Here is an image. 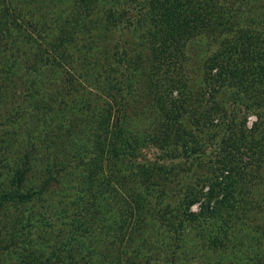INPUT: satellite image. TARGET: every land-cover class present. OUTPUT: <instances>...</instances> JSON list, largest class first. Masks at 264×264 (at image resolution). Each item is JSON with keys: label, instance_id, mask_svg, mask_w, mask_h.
<instances>
[{"label": "trees", "instance_id": "16d2710c", "mask_svg": "<svg viewBox=\"0 0 264 264\" xmlns=\"http://www.w3.org/2000/svg\"><path fill=\"white\" fill-rule=\"evenodd\" d=\"M259 2L264 0H0V80L6 81L0 86L22 98L10 108L12 121L18 127L34 121L26 134L46 154L45 187L59 185L50 193L60 202L75 198L77 223L100 224L94 238L76 244L79 260L70 237L64 255H48L45 243L27 236L22 246L32 255L23 264H175L162 250L161 240L171 235L167 226L175 232L200 220L209 231L205 245L220 249L237 205L249 202L235 196L247 187L240 179L264 162V127L246 124L247 115L264 118ZM77 5L71 11L80 16H68L66 7ZM17 9L29 17L21 19ZM195 54L200 64H194ZM154 145L162 149L161 159L189 162L183 176L172 163L141 157ZM23 155L27 164H16L10 176L15 188L0 193V212L7 202L28 203L42 194L24 189L33 164L31 153ZM36 159L34 164L42 162ZM260 179L253 196L264 200V175ZM173 184L180 195L176 216L167 214ZM196 203L199 210H191ZM263 216L264 208L248 217ZM157 217L167 225L157 226ZM124 225L130 226L126 238ZM115 232L119 238L107 251L105 239ZM146 232L157 248L144 249ZM2 236L0 223V253L8 248L1 246ZM173 247L171 256L181 260L183 253ZM227 252L224 264L245 259Z\"/></svg>", "mask_w": 264, "mask_h": 264}, {"label": "rangeland", "instance_id": "374dc122", "mask_svg": "<svg viewBox=\"0 0 264 264\" xmlns=\"http://www.w3.org/2000/svg\"><path fill=\"white\" fill-rule=\"evenodd\" d=\"M263 4V2H259L260 9L262 8ZM76 7H78V5L75 7H66V14L68 13V16L74 15L75 17H79L80 15L75 14L74 10L71 11L72 8ZM18 9L15 10V14H17L21 19L29 17V15L26 17V15ZM255 10L257 11L259 8L256 7ZM238 13L240 12L238 11ZM72 25L75 26L73 23ZM251 28L254 31H261L260 27L257 26H251ZM114 35L115 40L116 34H113L111 37ZM201 59L202 57H199L195 54L194 64H200ZM1 82L6 81L0 80V83ZM17 94L18 91L11 87L6 85L0 86V193L2 190L9 191L15 188L16 183L10 181V176H12V172L15 169L14 166L16 164L20 165V167H22L24 164H27L23 155L26 152L31 153V158L29 159L33 165H31L30 170H28L26 173L28 179L26 183L23 184L24 189L27 190L31 187L32 189L42 191V194L38 198L28 203L14 201L7 202V204L1 210L0 223L3 233V236L1 237V246L8 248L4 249L0 253V264H23V262L29 261L27 258L29 255L31 256L32 253L27 249H23L22 246V242L27 236L36 241V243H45L48 246V255H51V251L54 250L55 252L64 255L63 242L70 237V242L74 247V256H76L75 258L79 260L80 257L77 255L76 244L81 240H91V238H94V235L96 234L94 232V228L99 229L100 224L90 225L87 227V224H89L88 219H86L87 223H82V221L77 223L74 217L76 213L73 208V202L75 198L69 197L63 202H60L58 197L53 196L50 193L51 190L59 188V185L53 182L45 187L46 185L43 181L46 177V154L43 151L44 149L41 142L39 143V141L34 139L29 140L26 134L28 131H31L30 133H32V130L29 127L35 126L34 121L31 119L28 125L25 127H18L16 126V123L12 121L11 116L14 114L10 112V108L14 102L16 103L18 100H22V98H17L16 100ZM28 105L30 106L32 104L28 101L22 103L23 107H28ZM246 124L247 126H252L255 124L256 128H261L264 127V118L257 119L254 115H247ZM19 152H23L20 154L21 159L18 160V162L16 161V163L13 165V161ZM162 153V149L154 145L143 148L141 157L147 161L160 162L162 165L172 163L173 169L179 170L176 172V174L183 176L189 162L182 157L175 159H161ZM36 158H39L42 160V162L34 164L35 160H37ZM248 160V158L244 157L245 162ZM210 162L211 161H206L205 164L211 167L212 163L210 164ZM203 169L205 168L203 167ZM199 172H201V169L196 170L191 175V184L195 183ZM262 175H264V162L260 160L259 162H256L252 170L247 171L243 178L240 179L239 184H241V186L245 184L247 187H242L241 194L236 193L235 196L237 198L240 197L239 199H242V201L249 199V202L244 206L237 205L238 212L236 211L235 217H232L228 224L230 229L228 237L224 239L222 246L218 251H216V248L213 249L209 245H205L209 231H207V229L202 225L204 224V220H200V222L196 223L194 226H189L187 224L185 225V223H182L183 226L178 225L179 227L176 228L175 232H173L172 227L168 225L167 229L171 235H168L164 240H161L162 250H165L168 259L173 260L172 258H174L175 260L173 261L175 264H224L226 263L224 258L228 254L227 248H230V250H233L238 255L240 261L241 256L245 258L239 264H264V254L261 253V250L264 251V216L255 219H249L248 217L249 215L253 216L256 209L264 208V200H259L256 197L257 195L253 196L255 192V186L258 185L257 182H260V176ZM174 187L175 186L173 184L169 191H173ZM207 188L208 187L206 186L203 192H205ZM112 192L113 189L111 190V194ZM170 195L171 196L168 197V200L166 201V203H168L170 206L167 214L176 216L179 204L177 201L179 200L180 195L178 194V196H176V190L170 193ZM242 201L241 203H243ZM68 208L71 211L67 216L65 214H56L57 211L61 212L62 210H67ZM242 208L245 209L241 212ZM191 210L198 211L199 203L192 205ZM43 213L44 215L41 218L42 222H37L36 218H40V215ZM167 214L163 220L167 218ZM158 220L159 222L157 223V226L162 222L166 224V221H163L162 219L161 221L160 218H158ZM43 222H47V224H49L47 225ZM89 222L96 224L98 221L95 219L94 221ZM28 223L30 225H28ZM122 227L123 229L121 232L125 233L126 238L128 236L130 226L124 225ZM188 230H190V233H188ZM15 232L18 233V236L16 238V243L14 241L15 250L14 252H11L9 243L11 242ZM118 238V232L112 233L111 236L108 235L106 237L104 243L107 246V251L113 242L116 244ZM141 242L145 243L144 249L146 246H148V248L151 250L157 248L154 244V239L151 233L147 234L146 232L145 237L142 238ZM173 243L174 245H177L176 249L183 253L181 260L171 256V254H176V252H173V249L175 248L173 247ZM259 252L260 257L257 254ZM255 254H257L258 257L254 259ZM176 256L178 257V255ZM248 258L251 260L249 263L246 261ZM48 262L46 263L44 261V264H48ZM81 262L83 264V261Z\"/></svg>", "mask_w": 264, "mask_h": 264}]
</instances>
